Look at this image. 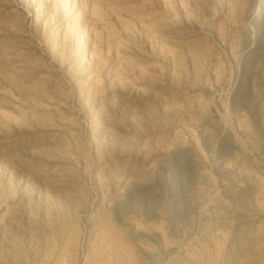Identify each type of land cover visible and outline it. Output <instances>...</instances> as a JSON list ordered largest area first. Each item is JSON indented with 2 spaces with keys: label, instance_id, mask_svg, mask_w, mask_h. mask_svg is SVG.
Listing matches in <instances>:
<instances>
[{
  "label": "rangeland",
  "instance_id": "374dc122",
  "mask_svg": "<svg viewBox=\"0 0 264 264\" xmlns=\"http://www.w3.org/2000/svg\"><path fill=\"white\" fill-rule=\"evenodd\" d=\"M98 248L264 264V0H0V264Z\"/></svg>",
  "mask_w": 264,
  "mask_h": 264
},
{
  "label": "bare ground",
  "instance_id": "6f19581e",
  "mask_svg": "<svg viewBox=\"0 0 264 264\" xmlns=\"http://www.w3.org/2000/svg\"><path fill=\"white\" fill-rule=\"evenodd\" d=\"M95 254H96V262H97L96 264H111V259H110L111 257L109 256V253H107L103 249L101 250L98 248ZM117 255H118L117 250H115L113 253V257L117 258ZM116 264H119V262H117Z\"/></svg>",
  "mask_w": 264,
  "mask_h": 264
}]
</instances>
